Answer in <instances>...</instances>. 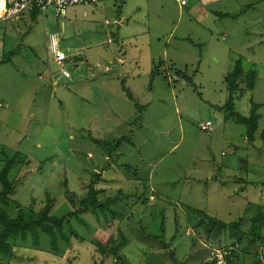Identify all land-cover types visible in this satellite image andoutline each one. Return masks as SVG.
Returning a JSON list of instances; mask_svg holds the SVG:
<instances>
[{
	"label": "rangeland",
	"instance_id": "obj_1",
	"mask_svg": "<svg viewBox=\"0 0 264 264\" xmlns=\"http://www.w3.org/2000/svg\"><path fill=\"white\" fill-rule=\"evenodd\" d=\"M36 12L0 18V170L15 156L14 190L0 207L36 217L52 197L59 216L74 209L67 194L84 198L91 182L111 199L71 217L64 233L79 237L59 235L57 250L41 230L9 237L0 264H204L206 241L234 247L201 221L264 209V0H106L64 17ZM238 60L235 111L248 116L259 104L253 143L221 109ZM208 120L214 129L203 131ZM114 244L123 245L117 257L105 256ZM255 251L264 264V242L240 261Z\"/></svg>",
	"mask_w": 264,
	"mask_h": 264
},
{
	"label": "trees",
	"instance_id": "obj_2",
	"mask_svg": "<svg viewBox=\"0 0 264 264\" xmlns=\"http://www.w3.org/2000/svg\"><path fill=\"white\" fill-rule=\"evenodd\" d=\"M33 13L37 12L33 11ZM14 54L15 51L12 50L7 54L6 57L11 60ZM159 68L160 65L154 67V72H156V74L159 73ZM244 75L245 72L243 70L242 62L241 60H238L234 64L233 71L226 76L227 85L231 94L229 101L225 105H223L221 109L227 113L226 116L228 118H233L236 122L245 125L247 131V142L253 143L255 132L258 128V120L260 119V115L257 113L259 104L253 103L250 115L244 116L235 111L234 97L232 95L233 92L237 90V88H239L238 81ZM246 79H248V82L246 83V88H248L249 90L253 89L255 80L254 74L249 73ZM124 89L127 93V96H129L131 99H134V96L131 91L126 88ZM139 118H141V114L139 115ZM262 137H264V131L262 132ZM14 159L15 156L10 159H7L6 163L0 170L1 205L8 203L9 196L14 190V180H10L8 178L11 166H13L15 162ZM94 184L95 183L93 182L90 183L89 191L87 193V196L84 198L78 199L74 193L67 194L69 202L74 207V209L70 210L66 214H62L59 216L50 214L51 207L54 202V199L52 197H50L46 201V204L42 207L36 217H31L29 215L26 217L22 214H19L17 217L12 218L8 215L5 208L0 207V252L8 253L10 251L11 247L7 241L9 237L14 235L16 236L18 234H22V236L24 237L25 235H27L28 232H32L34 237L36 238V236L38 237L37 230L46 232L50 236V241H52L53 245L55 246V250L58 249L57 239L59 238V235L63 239L65 238V240L68 242L70 241V238L74 236H77L78 239L79 235L76 230L72 231V233L70 232L69 237H67V235L64 233V224L69 223V221H71V217L83 220L81 218L82 213H86L89 211L97 213L98 211H103L108 207V204L111 199L110 197H107L104 200H101L99 198V195L103 194L104 190L94 189ZM260 207L262 206L259 205L257 207L258 211L256 214H254V216H241L229 224L221 220H217L214 217H207V214L205 215V217L208 218L207 221H201V223L205 224L207 228L206 232L209 237L215 236L218 238H224L225 236H223L222 234H225V231L228 232L227 239H232V244L235 245L232 253L227 255V258L232 257L229 258L230 264H245L243 261H240L239 253L250 255L253 253V249L257 250L258 244H262L264 242V209H261ZM244 227L247 228L245 229ZM236 245L238 246L236 247ZM114 246L115 247L113 249L110 248L108 251L107 249H105L104 251L103 247L101 245H98V251H104L105 256H112L116 258V248H120L123 245L114 244ZM204 248H206L205 245ZM258 254V251L254 252V259L249 264H260L261 259L259 258L260 255ZM99 264H102V262H100ZM204 264H206V260Z\"/></svg>",
	"mask_w": 264,
	"mask_h": 264
},
{
	"label": "built area",
	"instance_id": "obj_3",
	"mask_svg": "<svg viewBox=\"0 0 264 264\" xmlns=\"http://www.w3.org/2000/svg\"><path fill=\"white\" fill-rule=\"evenodd\" d=\"M106 0H3V9L0 13V18L10 19L18 18L27 11H44L52 9L57 17H64L67 14V9L70 6L85 3H95ZM184 1H182V4ZM50 50L53 53L54 61L62 67V74L69 76V72L63 67L67 60V54L59 48L58 38L54 35L50 38ZM201 129L204 131H212L214 129L213 123L208 120L201 123ZM208 255L206 264H230L228 254H231L234 247L225 248V246H213L212 242H205ZM238 245H236L237 247ZM235 247V248H236ZM227 249V250H226ZM229 250V251H228Z\"/></svg>",
	"mask_w": 264,
	"mask_h": 264
},
{
	"label": "bare ground",
	"instance_id": "obj_4",
	"mask_svg": "<svg viewBox=\"0 0 264 264\" xmlns=\"http://www.w3.org/2000/svg\"><path fill=\"white\" fill-rule=\"evenodd\" d=\"M3 6H4L3 0H0V13H1L2 9H3Z\"/></svg>",
	"mask_w": 264,
	"mask_h": 264
},
{
	"label": "crops",
	"instance_id": "obj_5",
	"mask_svg": "<svg viewBox=\"0 0 264 264\" xmlns=\"http://www.w3.org/2000/svg\"><path fill=\"white\" fill-rule=\"evenodd\" d=\"M204 12H205V10H204ZM65 77H68V76H65ZM140 124H141V123H140ZM150 192L152 193V192H155V191H154V190H151Z\"/></svg>",
	"mask_w": 264,
	"mask_h": 264
}]
</instances>
